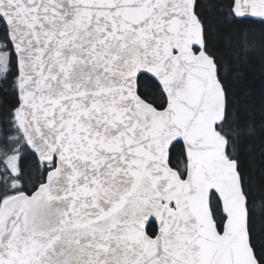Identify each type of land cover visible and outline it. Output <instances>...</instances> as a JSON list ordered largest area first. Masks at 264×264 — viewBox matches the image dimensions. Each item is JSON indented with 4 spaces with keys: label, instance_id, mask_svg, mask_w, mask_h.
<instances>
[{
    "label": "snow or ice",
    "instance_id": "1",
    "mask_svg": "<svg viewBox=\"0 0 264 264\" xmlns=\"http://www.w3.org/2000/svg\"><path fill=\"white\" fill-rule=\"evenodd\" d=\"M264 0H0V264H264Z\"/></svg>",
    "mask_w": 264,
    "mask_h": 264
},
{
    "label": "trees",
    "instance_id": "2",
    "mask_svg": "<svg viewBox=\"0 0 264 264\" xmlns=\"http://www.w3.org/2000/svg\"><path fill=\"white\" fill-rule=\"evenodd\" d=\"M237 87L240 96L256 110L257 118H259L260 109L264 107V80L260 77L259 67H257L255 74L249 76Z\"/></svg>",
    "mask_w": 264,
    "mask_h": 264
}]
</instances>
